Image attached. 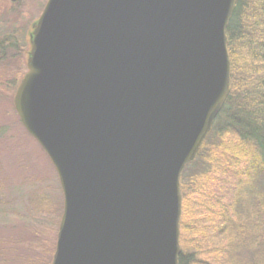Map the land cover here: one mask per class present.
<instances>
[{"label":"water","instance_id":"1","mask_svg":"<svg viewBox=\"0 0 264 264\" xmlns=\"http://www.w3.org/2000/svg\"><path fill=\"white\" fill-rule=\"evenodd\" d=\"M234 5L47 1L14 104L64 194L52 264H179L180 175L230 92Z\"/></svg>","mask_w":264,"mask_h":264},{"label":"trees","instance_id":"2","mask_svg":"<svg viewBox=\"0 0 264 264\" xmlns=\"http://www.w3.org/2000/svg\"><path fill=\"white\" fill-rule=\"evenodd\" d=\"M4 1L0 0V9ZM226 36L230 92L199 149V161L189 162L180 178L179 264H238L241 258L245 264H254L251 255L264 254V232L250 231L252 226L264 230V218L251 226L248 216L252 201L260 189L264 190V0H235ZM17 39L11 33L0 35V78L6 80L4 88L15 86L23 75L25 54L21 42L25 41ZM220 169L233 170L241 185L232 196L230 208L226 210V206L222 212L218 204L211 202L216 193L211 176ZM234 188L233 181L232 191ZM260 199L254 205L261 208L264 205ZM215 201L219 202L218 198ZM243 241L248 244L241 245ZM26 256L37 264L33 253Z\"/></svg>","mask_w":264,"mask_h":264},{"label":"rangeland","instance_id":"3","mask_svg":"<svg viewBox=\"0 0 264 264\" xmlns=\"http://www.w3.org/2000/svg\"><path fill=\"white\" fill-rule=\"evenodd\" d=\"M47 1L5 0L0 9V35L11 33L15 39L25 41L24 44L21 42L25 64L18 83L4 88L2 83L6 80L0 78V262L3 264H36L31 256H26L31 253L36 256L33 260L37 264H52L64 211V194L58 172L45 149L21 122L14 104L17 88L28 71L32 25L39 19ZM7 76L6 79L9 78ZM17 140L27 147L23 149L24 155L20 148L13 147V141ZM31 160H35L38 166ZM7 172L11 173L15 182H8L4 178ZM232 172L231 169H220L211 176V185L216 189L214 197L219 200L216 202L213 198L211 202L218 204L220 212L226 206V210L230 208L228 205L233 200L232 196L239 192L241 186L237 182L239 176ZM233 181L235 188L232 191ZM260 190L255 202L260 196L259 203L264 205V190ZM255 202L252 201L250 205L249 225L264 218V207H256ZM243 206L247 208L246 204ZM251 229V232H256L254 234L264 232L263 229L256 230L254 226ZM244 244L247 245L248 241L241 242V245ZM251 257L254 264H264V254H253ZM238 264L245 262L241 258Z\"/></svg>","mask_w":264,"mask_h":264},{"label":"bare ground","instance_id":"4","mask_svg":"<svg viewBox=\"0 0 264 264\" xmlns=\"http://www.w3.org/2000/svg\"><path fill=\"white\" fill-rule=\"evenodd\" d=\"M18 141V140H17ZM13 141V147L15 149H21V154L24 155V151L23 149H27V147L25 146V144L22 142V144L20 143V141ZM26 151V150H25ZM33 161L36 165L38 164L37 162H35V160H31ZM38 166V165H37ZM16 176H18V174L15 172ZM14 175V174H13ZM4 178L7 179L8 182H15L14 181V178L12 177L11 173L10 172H7L4 176Z\"/></svg>","mask_w":264,"mask_h":264}]
</instances>
